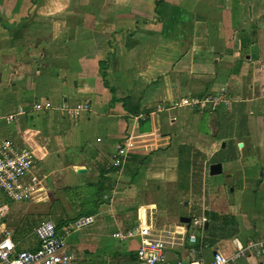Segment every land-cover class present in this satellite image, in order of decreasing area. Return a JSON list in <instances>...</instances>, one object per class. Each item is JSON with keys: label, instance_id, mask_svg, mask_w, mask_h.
<instances>
[{"label": "crops", "instance_id": "0c3cea01", "mask_svg": "<svg viewBox=\"0 0 264 264\" xmlns=\"http://www.w3.org/2000/svg\"><path fill=\"white\" fill-rule=\"evenodd\" d=\"M223 89L231 121L221 106L206 124L190 107L133 117ZM40 101L54 107L34 110ZM82 101L79 117L60 108ZM131 133L127 161L112 166ZM0 137L36 156L30 210L8 203L17 248L39 247L34 217L45 211L74 264H138L141 237L113 236L136 227L169 241L171 264L232 256L264 236V0H0ZM69 188L71 220L50 209L51 192ZM83 215L95 221L75 231ZM230 264H264V253Z\"/></svg>", "mask_w": 264, "mask_h": 264}, {"label": "built area", "instance_id": "2783aa9c", "mask_svg": "<svg viewBox=\"0 0 264 264\" xmlns=\"http://www.w3.org/2000/svg\"><path fill=\"white\" fill-rule=\"evenodd\" d=\"M231 102V98L225 89L216 94L188 95L180 97L173 102H160L156 109L150 113H142L133 116L137 120H147L148 116L166 110H176L190 107L196 111H215L220 106ZM54 106L51 101H40L34 104V110L45 111ZM60 108L71 116L79 117L83 111L90 110V103L82 101L76 106L64 103ZM16 114L6 116L7 121H12ZM177 119L176 115L172 120ZM136 136L129 134L121 140L112 155V166L121 168L127 161L130 149L135 142ZM36 156L27 147L21 146L12 138L0 137V191L10 200L30 199L35 192L36 179L26 182V177L33 170ZM9 213L8 202L0 204V264H74L73 255L66 252L67 244L64 237L57 233V226L53 220L42 221L34 233L39 240V247L35 250L19 249L13 239L14 231L6 226ZM95 221L94 215H83L73 222L74 230L92 224ZM206 218L195 219L194 223L202 226ZM139 235L140 245L137 251L138 264H171L167 260L166 244L168 240L153 236L146 230L140 231L138 227L117 231L113 236L121 240H128ZM190 239L195 241V235ZM250 252L264 253V236L259 240H251L246 246L237 244V251L232 256L222 252H215L213 260L207 263L202 257L193 258L184 262L179 260L176 264H230L231 261L245 257ZM197 249L192 248L191 254L195 255Z\"/></svg>", "mask_w": 264, "mask_h": 264}, {"label": "rangeland", "instance_id": "374dc122", "mask_svg": "<svg viewBox=\"0 0 264 264\" xmlns=\"http://www.w3.org/2000/svg\"><path fill=\"white\" fill-rule=\"evenodd\" d=\"M233 101V100H232ZM232 101L230 102V103H228V104H224V105H222L219 109H220V118L221 119H224V121H231V120H234V119H236V116L235 115H232V113H230L229 111H228V108L232 105ZM218 109V110H219ZM179 111V110H178ZM213 112V111H212ZM211 111H209V110H204V111H202L201 113H202V119H203V121H204V124H206L209 120H210V118H211V115H210V113H212ZM240 118V117H239ZM186 165H187V161L185 160V161H182V164H181V170H183L184 172H186V170H187V167H186ZM91 190V189H90ZM1 192V191H0ZM90 192V191H89ZM3 193V192H2ZM52 194H51V196H52V198H51V201H53V207L52 208H50L51 209V214H52V211H55L56 209H58V210H62L63 211V215L64 216H68L69 217V219L71 220L72 218H74V214L72 215V213H73V211L76 209V207H73L72 206V204H71V200H73L74 199V196H73V190H71L70 188L68 189V191H64V192H62V191H59V192H56V191H54V192H51ZM4 194V193H3ZM5 195V194H4ZM64 196H68L69 198H68V200H66V199H64ZM57 197H60L61 198V201H57ZM7 199V202L8 203H12V201L10 200V199H8V198H6ZM186 202V201H185ZM16 204H14V205H17V206H21V207H23L21 210H22V212L24 211V212H26V210H30L29 208H28V203H25L24 202V200L23 201H19V202H15ZM33 205H34V203H32ZM40 206H42V205H38V207H37V209L39 210V209H41V207ZM43 207V206H42ZM82 207L85 209V210H87V209H89V203H85V204H83L82 205ZM45 208H47L48 209V207H45ZM38 214V216L37 217H34L35 219H38L39 218V220H40V223L42 222V221H45V220H49L50 218H52V216H50L49 215V213L48 212H45V211H43V212H41V213H37ZM25 216H27V214H25ZM31 219L29 218V220L28 221H30ZM53 220V219H52ZM55 220V219H54ZM53 220V221H54ZM55 222L57 223V222H59V220H55ZM39 223V224H40ZM57 233H58V231H57Z\"/></svg>", "mask_w": 264, "mask_h": 264}, {"label": "water", "instance_id": "95a60500", "mask_svg": "<svg viewBox=\"0 0 264 264\" xmlns=\"http://www.w3.org/2000/svg\"><path fill=\"white\" fill-rule=\"evenodd\" d=\"M222 170H223V165L220 162L213 163V164L210 165V173L212 175L220 174V173H222ZM184 221L190 222L191 218L184 217Z\"/></svg>", "mask_w": 264, "mask_h": 264}]
</instances>
